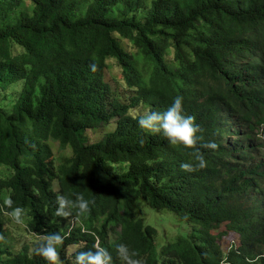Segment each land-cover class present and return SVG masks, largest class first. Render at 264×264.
<instances>
[{
    "label": "trees",
    "instance_id": "obj_1",
    "mask_svg": "<svg viewBox=\"0 0 264 264\" xmlns=\"http://www.w3.org/2000/svg\"><path fill=\"white\" fill-rule=\"evenodd\" d=\"M109 60L130 91L124 101L105 79ZM177 96L201 130L196 148L134 118ZM113 122L89 141L88 130ZM263 125L264 0H0V166L11 171L0 178V264H47L36 243L14 250L6 198L38 238L66 237L63 264L97 243L113 264L122 243L142 264H264ZM52 142L71 156L57 163ZM197 152L207 167L182 171ZM73 193L95 201L74 224L55 216L57 194ZM142 205L172 212L188 235L158 252ZM229 233L239 242L225 252Z\"/></svg>",
    "mask_w": 264,
    "mask_h": 264
},
{
    "label": "clouds",
    "instance_id": "obj_2",
    "mask_svg": "<svg viewBox=\"0 0 264 264\" xmlns=\"http://www.w3.org/2000/svg\"><path fill=\"white\" fill-rule=\"evenodd\" d=\"M89 67L91 71H97L95 63L89 65ZM134 118L137 119L138 127L141 130L152 134H162L172 146L179 145L185 149H193L196 148L198 141L202 139L201 136L197 135L201 130L196 125L195 118L191 115H185L183 112V97L181 96L175 97L172 104L163 112H146ZM203 147L215 150L218 145L215 142H208ZM206 167L207 161L203 154L198 152L194 154L193 161L181 163L180 165L181 170L185 172H193ZM73 196L74 199L57 194L56 203L58 207L55 216L72 222V220L83 217L90 212V205L94 204L95 201L86 199L82 193H73ZM3 204L11 209L8 215L15 223L19 224L23 221L24 209L20 207L13 208L11 198H6ZM74 211L75 217L73 216ZM72 223L74 224L75 221ZM81 231L87 232L84 228H81ZM65 238L59 232L42 236L36 241L35 254L42 257L47 264H63L57 249L63 245ZM0 239H3V237H0ZM138 255L137 251L130 250L126 244L122 243L116 246V258L121 261V264H142L140 260L135 259ZM73 264H113V257L106 248L97 243L93 245L91 250L77 252ZM248 264H254V262L250 260Z\"/></svg>",
    "mask_w": 264,
    "mask_h": 264
},
{
    "label": "rangeland",
    "instance_id": "obj_3",
    "mask_svg": "<svg viewBox=\"0 0 264 264\" xmlns=\"http://www.w3.org/2000/svg\"><path fill=\"white\" fill-rule=\"evenodd\" d=\"M124 45L129 51L136 52V50L127 41H124ZM16 51H18V49H16ZM105 79L111 85L113 91L116 92L117 96H120L122 101H124L130 94L129 89L123 81L122 70L114 60L108 61ZM115 127L116 124L113 122L109 126H102L95 130H88L87 136L89 141L91 143L100 141L106 133L113 131ZM50 144L53 150V158L57 161V163H60L65 157L71 156V150L69 148L62 149L57 143L53 142ZM123 166L127 169L126 165H119L117 169ZM10 174L11 171L8 168L5 166H0V178L6 179L10 176ZM139 216L143 217L148 225L156 228V249L158 252H160L163 246L174 242L177 238L186 237L190 230L189 225L185 221H182L178 216L170 211L157 212L146 207L145 205H142ZM26 225L27 223L24 217L23 221L19 224L15 223L13 220L11 223L6 224V228L9 232V241H11V244L16 251L21 249L24 245H29L32 247L39 239L36 235L27 230ZM219 231L224 232L226 229L225 227H222ZM238 242L239 237L235 233H229L220 241L225 252L229 250L233 243L237 245ZM77 249L78 247L75 246L70 247L69 254L72 255Z\"/></svg>",
    "mask_w": 264,
    "mask_h": 264
},
{
    "label": "built area",
    "instance_id": "obj_4",
    "mask_svg": "<svg viewBox=\"0 0 264 264\" xmlns=\"http://www.w3.org/2000/svg\"><path fill=\"white\" fill-rule=\"evenodd\" d=\"M257 133H258V136L262 138L264 137V125L260 127Z\"/></svg>",
    "mask_w": 264,
    "mask_h": 264
}]
</instances>
